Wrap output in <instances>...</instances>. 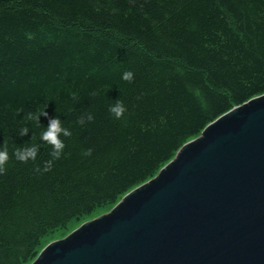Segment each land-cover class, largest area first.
Masks as SVG:
<instances>
[{
  "label": "trees",
  "instance_id": "obj_1",
  "mask_svg": "<svg viewBox=\"0 0 264 264\" xmlns=\"http://www.w3.org/2000/svg\"><path fill=\"white\" fill-rule=\"evenodd\" d=\"M263 91L264 0H0V148L10 155L0 264H29L46 235L111 208ZM117 99L127 109L119 120L108 111ZM44 110L40 126L23 119ZM89 112L94 121L77 123ZM57 117L71 136L61 134L51 171L37 173L52 159L40 133ZM33 145L35 161L15 159Z\"/></svg>",
  "mask_w": 264,
  "mask_h": 264
},
{
  "label": "water",
  "instance_id": "obj_2",
  "mask_svg": "<svg viewBox=\"0 0 264 264\" xmlns=\"http://www.w3.org/2000/svg\"><path fill=\"white\" fill-rule=\"evenodd\" d=\"M29 264H264V91Z\"/></svg>",
  "mask_w": 264,
  "mask_h": 264
},
{
  "label": "clouds",
  "instance_id": "obj_3",
  "mask_svg": "<svg viewBox=\"0 0 264 264\" xmlns=\"http://www.w3.org/2000/svg\"><path fill=\"white\" fill-rule=\"evenodd\" d=\"M123 80L127 82H132L134 80V73L131 71H125L122 74L121 77ZM97 93H92V95H96ZM73 99H76L75 94H73ZM108 111L116 118V119H121L124 117L125 112L127 111L124 103L122 102L121 99H117L115 103L109 106ZM48 113L47 111H37V112H28L24 115L23 119L27 122H32L36 124L37 126H40V117L41 116H47ZM50 122L47 128H44V130L40 133V139L47 143L48 145L51 146L52 151L50 153L51 158L50 160L44 161V167L43 169L37 167L35 171L37 173H40L41 171L43 172H48L51 171L53 167V161L58 160L61 158L63 154V150L65 148V143L64 141L60 138L61 134H63L64 137H70L71 136V131L68 128H65L62 126L61 119L59 117L57 118H49ZM95 117L93 114L85 113L84 115L80 116L77 120V123L80 125H84L86 122H91L94 121ZM29 132V128L27 126L22 127L20 129L19 134L21 136L27 135ZM93 152V149L89 148L85 150L82 154L85 156H91ZM38 153V147L33 145V146H27L23 150L20 148H16L13 155L16 160L27 163L29 160L35 161ZM10 159L9 151H8V146L7 144H3V147L0 148V174L5 173L6 171V165Z\"/></svg>",
  "mask_w": 264,
  "mask_h": 264
},
{
  "label": "rangeland",
  "instance_id": "obj_4",
  "mask_svg": "<svg viewBox=\"0 0 264 264\" xmlns=\"http://www.w3.org/2000/svg\"><path fill=\"white\" fill-rule=\"evenodd\" d=\"M109 208H110V206L100 207L96 211H94L92 214L87 215L86 217H84V218H82L80 220H72L66 228H59V229H57L55 231H52L51 233H49L48 235H46L43 238L41 247L44 246V244H47L48 242H50L53 239H56V238H59V237H62L64 235H66L69 232V230H71L74 227L78 226L82 221H84V220H86V219H88V218H90L92 216H95L96 214L104 212V211L108 210Z\"/></svg>",
  "mask_w": 264,
  "mask_h": 264
}]
</instances>
